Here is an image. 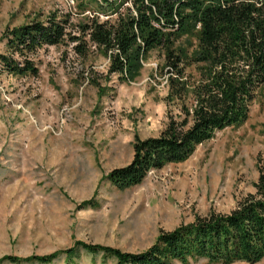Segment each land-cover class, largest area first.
I'll return each mask as SVG.
<instances>
[{"label": "rangeland", "instance_id": "1", "mask_svg": "<svg viewBox=\"0 0 264 264\" xmlns=\"http://www.w3.org/2000/svg\"><path fill=\"white\" fill-rule=\"evenodd\" d=\"M78 2L0 0V39L50 14L81 22L90 13H81ZM32 59L37 75L0 77V264H40L7 258L48 255L77 242L139 253L161 232L197 215L229 213L254 192L257 160L264 157V92L241 126L217 132L186 161L118 189L108 174L131 161L136 136H158L166 122L167 88L156 74L160 52L152 51L127 82L117 75L104 80L108 59L96 50L82 60L68 45L45 46ZM91 77L100 80L101 96ZM114 263L103 252L80 248L70 260L60 255L46 264ZM186 264L222 263L199 258ZM231 264H264V258Z\"/></svg>", "mask_w": 264, "mask_h": 264}, {"label": "trees", "instance_id": "2", "mask_svg": "<svg viewBox=\"0 0 264 264\" xmlns=\"http://www.w3.org/2000/svg\"><path fill=\"white\" fill-rule=\"evenodd\" d=\"M77 8L90 13L81 22H71L70 14H50L8 30L0 39L7 51L0 52V77L37 75L32 55L45 46L68 45L82 60L101 52L108 59L104 80L117 75L127 82L139 75L152 51H159L163 64L156 74L167 88L166 122L158 136H136L131 161L108 174L118 189L186 161L217 132L241 126L264 92V0H79ZM89 83L103 94L99 79ZM257 171L254 192L229 213L197 215L161 232L142 252L77 242L48 255L7 259L46 264L60 255L70 260L81 248L103 252L114 264H186L199 258L256 263L264 258V157L258 158Z\"/></svg>", "mask_w": 264, "mask_h": 264}]
</instances>
